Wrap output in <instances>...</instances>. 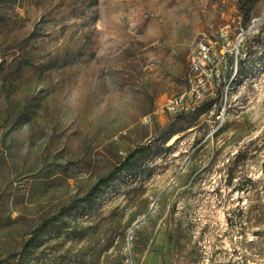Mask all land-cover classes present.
<instances>
[{
	"label": "rangeland",
	"instance_id": "374dc122",
	"mask_svg": "<svg viewBox=\"0 0 264 264\" xmlns=\"http://www.w3.org/2000/svg\"><path fill=\"white\" fill-rule=\"evenodd\" d=\"M0 264H264V0H0Z\"/></svg>",
	"mask_w": 264,
	"mask_h": 264
},
{
	"label": "trees",
	"instance_id": "16d2710c",
	"mask_svg": "<svg viewBox=\"0 0 264 264\" xmlns=\"http://www.w3.org/2000/svg\"><path fill=\"white\" fill-rule=\"evenodd\" d=\"M146 151L147 148L145 146L137 147L133 151H131L124 159V161L119 166H117L113 172H111V174H109L106 178L101 179L98 182V184L91 190V192L84 198V200L90 199L94 195L98 187L120 174L122 171H124L131 165L132 161L136 159L138 155L144 154ZM44 225H47V222Z\"/></svg>",
	"mask_w": 264,
	"mask_h": 264
},
{
	"label": "built area",
	"instance_id": "2783aa9c",
	"mask_svg": "<svg viewBox=\"0 0 264 264\" xmlns=\"http://www.w3.org/2000/svg\"><path fill=\"white\" fill-rule=\"evenodd\" d=\"M212 59V55L210 54V50L206 47H203L201 51L199 52V57L197 61L193 64V71L194 72H201L204 70V67L207 65L208 62H210ZM174 105L182 106L183 105V98L176 100L175 102H172Z\"/></svg>",
	"mask_w": 264,
	"mask_h": 264
}]
</instances>
